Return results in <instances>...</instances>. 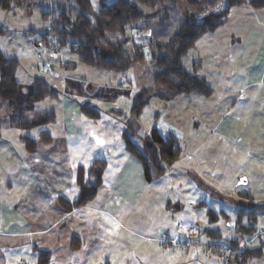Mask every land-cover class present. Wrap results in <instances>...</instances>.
I'll use <instances>...</instances> for the list:
<instances>
[{
	"label": "rangeland",
	"instance_id": "obj_1",
	"mask_svg": "<svg viewBox=\"0 0 264 264\" xmlns=\"http://www.w3.org/2000/svg\"><path fill=\"white\" fill-rule=\"evenodd\" d=\"M90 1L93 12H97L100 0ZM114 1L104 0V4ZM28 2L25 6L12 4L7 10L0 9V28L5 31L0 33V52L18 61L15 74L21 85L18 102L22 101V96L26 99L28 86L35 78L46 80L51 88L60 92L61 99L62 80L46 74L45 67L48 63L69 60L62 75L91 87L85 89L88 96L71 90L73 96L78 101L88 100L101 112L100 120L94 122L82 115L84 121L96 122L94 128L98 133L93 138H83L85 149L101 138L99 130H125L129 110L139 90L153 86L149 45L142 38L140 27L159 22L166 12L167 34L163 40H167L183 20L177 3L176 6L166 1L159 4L154 11L160 12L153 21H140L128 26L123 33L106 32L105 38L111 42L127 39L125 48L128 50L144 45L145 60L118 73L83 64L68 46L57 48L53 54L48 51V47L61 39L48 31L63 22L59 18L61 11H66L67 18L74 19L78 10L75 0ZM246 5L243 6L247 10L239 11L236 7L230 10L231 18L225 19L215 30L218 39L214 33L204 34L197 41L196 49H191L182 59L188 70L194 63L200 67L208 52H212L209 49L212 43L218 44L219 49L225 48L227 42L230 43L227 34L234 35L231 57L222 65L228 72L227 78L214 85L212 95L180 96V102L152 100L140 116L137 144L151 128L163 136L167 135L168 127L178 134L180 176L177 175L176 180L163 176L139 188L138 194L135 191L124 197L108 190L98 192L92 202L62 222L72 232L67 235L79 238L80 247L70 249L66 256H54L50 264H240L234 259H241L242 254L234 253L231 257V252H244L246 248H259L262 256L247 259L243 264H264V211L256 213L253 237L240 234L236 225L238 215L243 213L238 209L264 207V8ZM26 7H30L28 14H25ZM139 8L151 13L144 6L139 5ZM43 34L47 45L41 44ZM210 70L206 61L203 70L198 68L195 72L209 77ZM105 86L108 89L103 88ZM91 94H97L98 98ZM10 104L11 101L0 102V264H37L36 250L46 244L48 233L34 235L32 232L46 228L62 213L57 202L50 199L49 187H42L23 168L28 152L22 147L19 136L37 140V130L24 129L18 134V129L11 126L14 118L8 113ZM26 104L27 109L56 110L59 123V100L46 98ZM113 109L122 111L123 115L118 116ZM22 115L31 120L27 112ZM50 127L55 128L52 124ZM121 143L114 140V145ZM38 190L43 192L41 199L48 201L41 200L44 206H40L38 198L34 200L33 193ZM71 192L78 194L74 176ZM174 203L180 208L175 209ZM247 218L242 215L240 223L248 225ZM76 224H81L82 229L71 230ZM180 228L189 235L188 246H182L180 241L169 243L175 235H180ZM232 246L235 249H231Z\"/></svg>",
	"mask_w": 264,
	"mask_h": 264
},
{
	"label": "trees",
	"instance_id": "obj_2",
	"mask_svg": "<svg viewBox=\"0 0 264 264\" xmlns=\"http://www.w3.org/2000/svg\"><path fill=\"white\" fill-rule=\"evenodd\" d=\"M28 1L0 0V9L7 10L12 4L25 6L29 3ZM164 1L172 6H176L177 3L183 20L167 40H163L167 34L164 26L168 18L166 12L159 22L140 27L142 38L147 40L149 45L153 86L138 92L129 110L126 129L121 134L124 151L138 161L146 183H152L165 175L167 167L180 158L181 147L174 134L169 133L163 136L155 128H151L143 135L141 143L137 144L135 138H139L138 126L143 110L152 100L170 102L179 96L208 97L212 95V87L195 72L197 64L188 70L183 66L182 59L204 34L214 32L223 24L232 8L247 3L254 9H263L264 0H185L184 2H178V0H115L110 4H104V0H100L101 7L95 13L90 0H75L78 10L74 19L67 18L66 11H61L62 15L59 18L63 22L61 25L58 23L60 27L57 25L48 31L50 34L61 37L57 41V48L68 46V49L75 53L83 64L105 71L125 72L145 60L142 50L144 45L139 44L128 50L125 48L127 39L111 42L105 38L106 32L123 33L130 25L147 19L154 20L160 12L154 9ZM139 5L151 10V13L140 9ZM29 10L30 7H26L25 14L30 13ZM89 15H92V18ZM4 32L0 28V33ZM41 40V44H49L44 34ZM17 67L16 59L7 58L0 52V102L13 101L18 95L19 82L15 76ZM31 88L27 96L30 103L46 98L55 99L58 96V92L41 78H35ZM80 112L81 115L93 121L101 118L100 110L89 103L81 104ZM113 112L118 116L123 115L120 110ZM51 121H53L52 115L39 111L34 113L31 120L23 118L22 115L21 128L43 127ZM1 126L0 117V132ZM38 136L40 143L50 141L47 131H40ZM22 140L27 152L31 153L36 150L37 142L28 137H22ZM106 166L105 160L95 159L87 168L81 166L76 168L74 182L78 188L77 197L71 203L61 198L57 200L64 212L87 206L96 198L104 183ZM244 196L251 198L249 194H244ZM238 210L243 213L238 215L237 231L248 238L253 237L256 231V213L264 211V207L251 208L247 211ZM242 215L249 217L247 218L248 225L240 223ZM211 219L214 218L211 216ZM234 243L235 247H238V243L236 241ZM230 248L235 249L233 246ZM37 253V264H49V252L37 250ZM260 256L262 253L259 248H246L241 259L235 258L234 261L243 264L247 259Z\"/></svg>",
	"mask_w": 264,
	"mask_h": 264
},
{
	"label": "crops",
	"instance_id": "obj_3",
	"mask_svg": "<svg viewBox=\"0 0 264 264\" xmlns=\"http://www.w3.org/2000/svg\"><path fill=\"white\" fill-rule=\"evenodd\" d=\"M247 3H244L240 6H237V10L242 11L244 10L243 5H246ZM248 5V4H247ZM246 5V6H247ZM249 6V5H248ZM247 10V8H246ZM250 10V9H248ZM251 12V11H250ZM231 18V14L229 12L227 16V20ZM2 29V28H1ZM216 31L212 32L211 34H215V38H219L218 33H215ZM213 38V37H212ZM226 39L230 40V43L227 42V45L225 48L219 49L218 44H211L209 49L212 50V52H208L209 55H207L205 59L209 62V66H211V70L208 73L209 77H204L207 83L210 84V86L215 91L216 86L220 81L227 78L228 72L225 71L224 68H222V65L229 61L231 57L232 52V42L235 40V37L233 34H227ZM197 44V42H196ZM193 47L195 50L196 45ZM217 46V47H216ZM199 54L197 53V56ZM40 58V57H39ZM199 60V58H198ZM65 61H59L57 64L48 63V66L45 67L46 74H52L53 78L62 80V97L59 99V96L55 98L56 102L59 100V123L57 121V112L56 110H44V109H27L28 99L25 96H22V101L19 103L18 100L20 99V83H19V90L18 95L15 100H17L18 104L17 106L16 101H11V106L9 108V115L14 118V121L12 122L11 126L18 129V134L20 133V130H24L21 128V119L22 114L27 112L29 115H31V118H33V115L35 112H43L48 115H52L53 121L48 123L47 125L43 127L38 128H27L26 130H32L36 129V137L37 140H34L37 142V148L34 152L29 153L25 157V160L23 161V168H26L30 174L33 175L34 180H37L41 183L42 187H49L50 193V199L53 200V202H57L59 198L64 199L65 201L71 203L77 195H75L73 192H71V183L73 181L74 172L77 167L81 166L84 168L89 167V165L95 160V159H103L106 161V172L104 177V183L100 187L99 191L100 193L105 192L106 190L110 192H117L120 197H124L125 195L129 193H136L139 188H144L146 186V182L143 177L142 168L138 161L131 155L127 154L123 149V144L121 143L119 145H114V140H119L122 142L121 134L122 132H101L99 130V135L101 136L100 140L103 143L98 144L97 140L94 141V145L91 147H88V149H85L87 146L83 141V138L85 136H91L92 138L97 135V131L95 130V123L91 124V122L84 121V117L81 115L80 112V105L83 103H91L88 100L85 101H78L72 94V91L78 92L79 94H83L88 96L86 94V88L89 90L91 89L90 86H85L84 82L81 84H78V81L73 78H69L62 75V70L65 67H68V64L70 62ZM202 62L201 66L198 67L194 63L192 65V68L194 65H196L195 69L199 68V71H202L204 68V64ZM52 67L50 69L49 67ZM220 69H222L220 71ZM191 70V69H190ZM46 81V80H44ZM151 81H152V74H151ZM47 82V81H46ZM48 84V82H47ZM31 85L28 86L27 94L29 95L31 92ZM105 89H108L107 86L103 87ZM54 89V88H53ZM59 94L60 92L55 89ZM140 91V90H139ZM26 95V94H25ZM27 95V96H28ZM92 95V94H91ZM93 98H98V95H92ZM186 98L192 97V95L185 96ZM194 98V97H193ZM26 100V102L24 100ZM54 100V99H53ZM180 102V96L176 97L170 102ZM193 102V101H192ZM30 103V102H29ZM92 104V103H91ZM94 105V104H93ZM96 106V105H95ZM149 106V105H148ZM147 106V107H148ZM97 107V106H96ZM146 107V108H147ZM98 108V107H97ZM119 111L118 109H116ZM208 110H211L210 108ZM114 111V109H113ZM100 120V119H99ZM97 120V121H99ZM94 122V121H93ZM52 124V126H55V128L51 129L48 128V126ZM2 129V126H1ZM167 129V134L172 133L176 136V138L180 141V137H178V134L174 130ZM47 131L50 135V141L48 143H40L39 140V132L40 131ZM1 134V132H0ZM22 137H28L29 136H19L21 139V145L25 148V143L22 140ZM109 138V139H106ZM32 139V138H31ZM33 140V139H32ZM44 144V145H43ZM26 150V148H25ZM180 158L175 161L172 165L167 167L166 173L164 176H166L169 179V176L176 180V176H180ZM171 184V182H169ZM42 190H38L36 193H33L35 196L34 200H39L40 206H44V202L47 199H41ZM139 191H137V194ZM119 197V198H120ZM42 200V201H41ZM58 204V203H57ZM59 208L61 209V213L58 218H56L53 222L49 223V226H47L44 229H38L34 233V235H44L48 233V238L44 241L46 244H41L40 248H37L38 251H47L49 252L50 259L49 264L51 263L54 256H60L64 255L66 256V253L69 252L72 248H79L80 247V240L76 235L71 234L70 236L67 235L70 230L65 228L62 225V222L69 220L70 217L73 216V214L78 209H73L70 212H64L60 205L58 204ZM175 209H179L180 206L177 203H174L172 205ZM85 207V206H84ZM83 208V207H82ZM78 231V229H82L81 224H76L71 228V230ZM56 230L55 235H52V232ZM72 233V232H70ZM35 248V250H36ZM36 250V251H37Z\"/></svg>",
	"mask_w": 264,
	"mask_h": 264
},
{
	"label": "built area",
	"instance_id": "obj_4",
	"mask_svg": "<svg viewBox=\"0 0 264 264\" xmlns=\"http://www.w3.org/2000/svg\"><path fill=\"white\" fill-rule=\"evenodd\" d=\"M48 51L50 52V53H55L56 51H57V46H56V44H53V45H51L50 47H48ZM40 56L38 55V58H39ZM181 227V226H180ZM189 235L188 234H186L184 231H183V229L182 228H180V235H175L174 237H173V239L172 240H170L169 241V243H174V244H177V243H179V241H180V244L182 245V246H188L189 245ZM167 244H168V242H166ZM165 243V244H166ZM233 252V251H232ZM231 252V257H234L235 256V254L234 253H236V254H238V255H240V254H242L243 252L242 251H236V252H233L232 253Z\"/></svg>",
	"mask_w": 264,
	"mask_h": 264
},
{
	"label": "snow or ice",
	"instance_id": "obj_5",
	"mask_svg": "<svg viewBox=\"0 0 264 264\" xmlns=\"http://www.w3.org/2000/svg\"><path fill=\"white\" fill-rule=\"evenodd\" d=\"M97 143L100 144V143H103V142L100 141V140H97ZM116 227H119V225H116Z\"/></svg>",
	"mask_w": 264,
	"mask_h": 264
},
{
	"label": "water",
	"instance_id": "obj_6",
	"mask_svg": "<svg viewBox=\"0 0 264 264\" xmlns=\"http://www.w3.org/2000/svg\"><path fill=\"white\" fill-rule=\"evenodd\" d=\"M49 68H50V69H52V67H51V66H50Z\"/></svg>",
	"mask_w": 264,
	"mask_h": 264
}]
</instances>
